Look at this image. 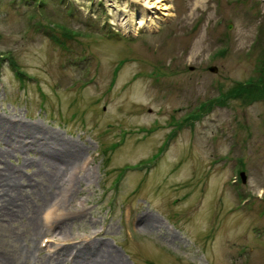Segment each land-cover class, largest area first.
Returning <instances> with one entry per match:
<instances>
[{
    "label": "rangeland",
    "instance_id": "1",
    "mask_svg": "<svg viewBox=\"0 0 264 264\" xmlns=\"http://www.w3.org/2000/svg\"><path fill=\"white\" fill-rule=\"evenodd\" d=\"M150 1L0 0V117L86 161L0 139V264H264V96H221L264 75V0Z\"/></svg>",
    "mask_w": 264,
    "mask_h": 264
},
{
    "label": "bare ground",
    "instance_id": "2",
    "mask_svg": "<svg viewBox=\"0 0 264 264\" xmlns=\"http://www.w3.org/2000/svg\"><path fill=\"white\" fill-rule=\"evenodd\" d=\"M112 1L114 2L115 0ZM141 1L143 3V6L146 8L154 6V4L150 0ZM114 6L117 9H122L118 6L117 3H114ZM159 8L164 9L166 7L161 6ZM125 10L126 12L125 14H123L125 16L121 18L124 22L125 27H127V30L136 31L139 26L144 24L147 26H152V24L155 25L153 21V18L157 17L155 14L150 15L143 9L129 11L126 8ZM197 51L198 50L194 51V53H196ZM45 132V130L39 129V127L35 124L15 122L13 118L7 119L0 117V139L4 140L9 146L13 144V142H15L16 144L19 143L20 147H24L26 150H37V152L45 153L46 156L51 157V165L54 166V181L58 183L56 181L58 178L59 183L64 184L65 181L62 179V175L65 174V170L67 168L81 167V169H83L84 167V163L82 161L85 160H82L81 162L78 161V163L76 162L78 156L80 155L79 151L81 145L72 140H58V138L53 135H45ZM19 145L11 149L15 150L19 147ZM77 147L78 149H76ZM71 148H73V151H71ZM3 152L0 151L1 156L3 155ZM59 162L62 165H59ZM70 178L71 175L67 177L68 185ZM60 188L61 187L59 185L58 190H60ZM62 188L68 189L66 186ZM11 197L7 199L8 202L5 204L6 211H8L12 215L18 214V211H10L7 209V204H9L11 207L16 206L17 208H20V204L17 202L18 196L13 195V197ZM32 219H36V216H33ZM136 219V222L139 223L142 227H147L152 224V217L146 214L138 216ZM84 246V250H81L78 253L70 250L67 251V255L70 256L71 260L74 261L73 264H115L117 263V260H119V258L117 259L116 256L114 257V255L108 256L110 252L108 253L106 251V248H102L103 246H99L94 249L91 248L89 246V243L87 242H84Z\"/></svg>",
    "mask_w": 264,
    "mask_h": 264
},
{
    "label": "trees",
    "instance_id": "3",
    "mask_svg": "<svg viewBox=\"0 0 264 264\" xmlns=\"http://www.w3.org/2000/svg\"><path fill=\"white\" fill-rule=\"evenodd\" d=\"M223 95L226 97L232 96L243 99L245 98L249 102L261 98L264 96V75L261 74L256 79H248L247 82L237 81L227 90V92L221 94V96ZM217 101L222 102V100L218 98Z\"/></svg>",
    "mask_w": 264,
    "mask_h": 264
},
{
    "label": "water",
    "instance_id": "4",
    "mask_svg": "<svg viewBox=\"0 0 264 264\" xmlns=\"http://www.w3.org/2000/svg\"><path fill=\"white\" fill-rule=\"evenodd\" d=\"M210 70H215V66H210ZM239 175H240L241 180H244V174L242 171L239 172Z\"/></svg>",
    "mask_w": 264,
    "mask_h": 264
}]
</instances>
